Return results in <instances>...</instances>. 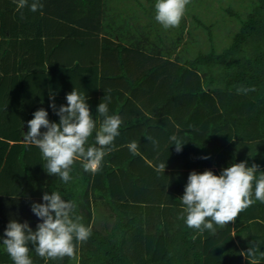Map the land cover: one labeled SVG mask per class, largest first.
Returning a JSON list of instances; mask_svg holds the SVG:
<instances>
[{
	"label": "trees",
	"instance_id": "trees-1",
	"mask_svg": "<svg viewBox=\"0 0 264 264\" xmlns=\"http://www.w3.org/2000/svg\"><path fill=\"white\" fill-rule=\"evenodd\" d=\"M231 1L227 0L224 3L219 1V4L218 2L215 4L211 0H190L179 27L166 30L155 20V2L154 6L152 5L153 9L150 5L144 17L136 16L127 19L126 16L131 14L127 15L121 10L117 0H39L43 5L42 9L32 12L29 7L18 8L13 16L11 13L17 7L18 0H0L1 37L24 39L27 37L26 28H28L33 30V34H37L38 39L45 38L53 43L65 41L78 46L81 52L73 51L69 58L74 60H70V65L75 60L83 62L82 64L90 63L93 56L100 52V54L103 53V59L113 65L111 69L105 66L106 72L117 73L115 79L119 86L114 90L116 101L114 103L106 97L107 99L103 102L108 104L109 115H118L124 119V123L122 122L124 127L121 125L123 134L120 133L115 138L111 146L112 150L104 156L97 173L80 174L81 178L78 182L80 185H78L73 178L76 175L72 172L70 177L73 176L68 182L61 180L60 185L55 188V192H58L64 200L75 203L73 219L80 217V223L91 227L93 214L88 205V194L92 193V187H94L92 191L99 199L111 197L114 200L127 201V199H138L137 192H139L147 197L143 200H150L145 194L148 192L147 185L144 186L143 191L128 189L123 192L117 177H114L116 171L113 165L117 164L119 156L123 157H121L123 165H129L135 158L150 160L154 156L153 151L146 150L144 151L146 157L141 155L137 157V154L133 155L130 152L127 147L129 144L122 143L127 139L135 140V142L143 140V143H147L149 140L146 137H151L148 122L153 120L150 114L142 113L138 121L136 118L134 120L125 118L121 113L128 112L129 105L139 103L144 109L151 106L149 108L151 112L159 115V136L153 137L159 143V158L169 153L193 158L200 153V156L209 158L198 159L194 166L208 167L212 159L209 155L221 147L220 140L225 137L220 128L224 129L232 122L238 124L241 121L245 123L253 121L254 132L259 136L257 140L264 144V0H250L249 6L252 10L248 13V19L245 22H239L240 28L235 32L232 30L234 27L232 20H228L226 16L236 14L229 12V9L225 7L230 6ZM32 2L33 0H29V4ZM134 4L147 6L149 3L144 0H135ZM23 13H26L24 18ZM17 26L21 27V33L15 34L14 28ZM9 27L13 28L12 32ZM226 41H230L228 46L219 49V45ZM10 43V41H0V60L10 56ZM34 52L41 59L42 45L37 52ZM42 64L43 62L40 61L39 68L35 66L28 70L21 64L20 68L13 69L11 75L0 77V165L6 155H8L10 166L14 167L17 163V153L14 156L11 153L6 154V151L38 149L35 145L25 143L24 126L18 123V115L22 123L26 120L25 110L30 107L28 97L33 96L34 86L46 97L48 91L53 92L50 96L55 97V104L58 101L67 104L66 95L69 93L64 90L61 94H56L53 86L48 87V84L52 85V77L63 78L68 75L70 79L76 80L73 84L80 85L83 82L94 84L98 73L100 74V68L93 67L94 62L91 71L88 67L81 71L82 64L76 63L72 71L70 66L58 64L47 72ZM48 77H50L49 82H42ZM37 82L41 83L37 84ZM31 83L33 84L28 95L27 87ZM251 87H254L255 91H249L246 94L237 91L239 88ZM74 88L77 93L86 96L85 102L90 106V111H94L92 116L96 120L99 115L97 107L105 96L100 94L101 96L97 97V94L86 90L83 92L82 87H78L79 90L73 86L71 90L73 91ZM14 93L15 97L12 96ZM11 96L13 100L16 98L13 104ZM15 102H19L21 106L18 112L11 109L16 107ZM218 106L222 108L221 112ZM247 111L249 114L243 117V112ZM55 117L54 122L57 123L59 117L56 114ZM103 118L101 116V122ZM143 118L146 120V125L141 121ZM48 119L49 121L53 119L50 113H48ZM126 125H131L128 133ZM141 126L145 127L143 132ZM27 129L29 131V128ZM41 131L46 129L42 128ZM231 131L229 126V137ZM244 131L247 132L246 126ZM93 133L95 137L96 128ZM172 135H176L185 143L179 153L175 150L174 142L170 140ZM242 138L248 141L250 138V142L253 143L251 136L243 135ZM9 141H13L14 144L9 146ZM222 145H224L223 142ZM90 146L98 147L95 141L87 142L85 145L86 148ZM140 146L143 147L142 144H138V148ZM259 146V152L256 153L259 160L255 159V152L244 154V160L256 163L259 161L257 165L263 168L264 145ZM226 147L223 146L224 150ZM244 148L248 149L249 146ZM227 153L229 161L235 162V149H228ZM20 162L23 163L21 160ZM7 163L3 165L0 175L9 170H7ZM92 178L93 183L90 188ZM45 181V177L40 173L35 176L30 173L27 179V182H32L34 186L31 189L36 192L49 191L54 184L50 182L46 185ZM143 181H145L144 178ZM78 187L82 190V197H79L76 192ZM261 203L259 204L263 205ZM226 225L228 227L221 231L218 240L214 238L212 241L216 247L227 246L228 254L223 259L224 264H251L243 260L241 251L230 237V224ZM133 227V219L127 223L122 221L117 224L113 230L115 239L112 238L117 244L110 239L102 240V235L91 228L92 234L85 245L88 248L94 245L96 248L94 253L89 252V257L93 260L92 264H215L214 255L203 254L204 248H201L204 244L199 245L200 249H196L191 234L188 236L189 240L184 238L191 232L190 230L181 228L175 235L167 230V235H164L160 224L159 229H156L159 236L156 233V237H145L139 244L153 249L156 254L142 252L141 255L137 248L131 254L130 251L127 252L128 254L122 253V247L128 246L127 242L134 245L135 240L126 239ZM205 231H203L204 234ZM202 236L203 234L199 235L200 238ZM178 241L181 245L178 247L181 248L180 254L173 251ZM208 243L210 238L207 239V245ZM102 244L103 250L106 249L108 252L99 250ZM0 251L2 255H8L6 251L1 249ZM235 252H238L237 258L234 255ZM4 260L7 261V259ZM41 260L42 258L39 257L38 263L42 262ZM217 260L221 261V258Z\"/></svg>",
	"mask_w": 264,
	"mask_h": 264
},
{
	"label": "crops",
	"instance_id": "crops-1",
	"mask_svg": "<svg viewBox=\"0 0 264 264\" xmlns=\"http://www.w3.org/2000/svg\"><path fill=\"white\" fill-rule=\"evenodd\" d=\"M18 4L17 7L12 11L11 15L13 16V13L15 14L18 10ZM26 13H23V18L25 17ZM15 34L21 33L20 26H17L14 28ZM1 30V29H0ZM9 30L12 32L13 28L9 27ZM27 37L26 38H13V37H1L0 35V41H10L9 45V51L10 56H8L5 59L0 60V77L9 76L12 74L13 69L20 68L19 66L23 64L25 69H29L32 67L39 68V62L42 61L44 66L46 68V71L49 72L52 68H55V66H58V64H62V66L67 65L70 66L71 71L73 70L74 66L77 64H82L83 62L73 61V64L70 65V60H74L73 58H69L72 56L73 51L77 50L79 53L81 52L80 48L76 46L73 43H67L65 41L59 42L56 41L53 43V41L47 40L45 38L38 39L37 34H33L32 31L28 28H26ZM20 36V35H19ZM42 45L43 47V57L41 59L37 57L34 53V51L37 52V49L40 48ZM13 48V49H12ZM96 54V53H95ZM103 54V53H102ZM99 53L94 55L92 58V61L90 63H85L81 65V71H84L86 67L90 69L93 67H97L100 70V74L98 73L96 82L93 84H87L86 82L78 84H73L76 80L70 79V77L67 75L63 78H55L52 77V85L48 84V87L53 86L54 90H56V94H61L65 90L66 93H71V87H82L83 92L86 90L88 92H93L97 94L96 96L99 97L101 95H104L109 100L113 101L115 103L116 98L114 95V90L118 88L119 83L116 81L115 76L117 75L116 72L108 71L106 72V67L113 68V65L108 61L103 59V55ZM47 57L50 59H47ZM101 62V66H100ZM53 64V65H52ZM41 66V67H42ZM22 67V66H21ZM12 69V70H11ZM109 69V70H110ZM102 70V74H101ZM114 70V69H113ZM117 70V69H116ZM10 72V73H9ZM8 74V75H7ZM73 75V74H71ZM50 77L46 78L45 80H42V82H49ZM32 82V81H31ZM41 82H37V84H40ZM33 83H31L27 87V94L29 95L30 88H32ZM107 86V89H106ZM79 89V88H78ZM96 89V91L94 90ZM80 90V89H79ZM41 90H38L36 86H34V90L32 91L33 96H29L30 98V107H28L26 112V120L29 121L33 119V113L37 111L40 108L45 109L48 113L51 114L50 122H54L56 117L53 109L49 106L52 102L50 100V95L53 92L48 91L47 97L44 96L41 92ZM110 94L107 96V94ZM31 94V92H30ZM101 94V95H100ZM9 96V95H8ZM15 97L14 95H12ZM11 96V97H12ZM18 96V94H17ZM53 96V95H52ZM12 97V104L16 100V98L13 100ZM25 97V99H28ZM11 104V105H12ZM32 104V106H31ZM16 107L10 106V108L17 112L21 110V106L19 102H15ZM60 105H67L62 104L61 101H58L56 103L57 108H59ZM6 107V106H5ZM90 107V106H89ZM220 109V106H218ZM151 108V106L149 107ZM143 108V106L139 103H136L135 105H129L127 108L128 112H122L121 114L123 117L134 120L136 118V121L140 119V116L142 113H149L151 120L153 122H148L149 128H150V136L153 139L154 136H159V115L154 114L151 112V109ZM148 110V111H147ZM222 111V108L220 109V112ZM91 115H93L94 111H90ZM243 117H246L249 113L248 111L246 113L243 112ZM241 118V117H240ZM23 120V119H22ZM26 120L22 123L21 117L18 115V123L23 124L24 126V132H28V125ZM122 122L124 123V119H122ZM150 120V121H151ZM96 121V131L99 130L100 124H101V116L98 115ZM142 123L146 125V120L143 118L141 120ZM243 122V123H242ZM59 123V119L58 122ZM123 123L121 125L123 126ZM245 124V125H244ZM119 132L123 134V127ZM229 126L232 129L231 135L229 137L228 131ZM246 126L247 132L244 131V127ZM254 126L255 123L252 121L250 123H246L244 121L241 122H232L229 123L226 128H220L221 133L225 134V137H223L220 140V146L218 150L209 156H211L210 164L209 166L201 165L200 167H195L194 165L198 162V159L201 160L203 156H200L198 153L196 157H190L187 158L184 155H172L167 154V156H161L159 158V143H156L155 145L149 140L147 143H143L137 141V144H142L143 147L140 146L138 148L137 157L141 155L142 157H146L144 155V151H153L154 156L152 159L148 160L146 158H141L140 160L135 158L129 165H123L121 163L122 156H119V161L117 164L113 165L115 169L114 177H117V181L119 182V185L121 186L120 189L123 192H126L128 189H134V190H142L145 189V185L148 186V192L145 193L150 200H143V198H147L145 195H141L139 192H137V198L138 199H130L127 201L123 200L120 201L118 199H99L96 197L92 189L94 190V187H92L93 178L90 184L91 192L88 194V205L92 210L93 218L99 214L103 213V210H99V206L106 207L105 210H108V216L109 214H112L115 217L114 222H104L105 230L103 232L98 231L101 235H108V237H114L113 236V230L117 226L118 223H121L122 221L128 222L129 220L133 219L134 227L130 229V232L126 236V239L128 240H135L133 242L134 245H130L129 242H127L128 246L125 245V247H122V253H126L130 251L133 253L134 249H139V253L141 254H156L153 249L147 248V246H140L141 242L144 240L145 237L151 238L159 236V232L156 229H159V224L162 227V234L167 235L168 231L172 233L173 235L176 234V231L180 232L181 228H187L191 232H189L184 238L188 239V236L191 234L193 236V240L195 242L196 249H200L201 247L199 245L204 244V252L203 254H212L215 257V260L213 261L215 264H224L223 259L225 258V255L228 254V249L226 247H216L213 244L214 238L218 240L219 235H221V231L226 229L228 226L224 225L223 227L215 225L214 228L215 231L206 230V233L204 234L203 231L197 230V229H191L188 228L185 219H186V212L184 209L186 208L185 205L182 204V201L180 198L184 194L185 185L187 183V179L189 174L192 171H195L197 173H203L206 170H210L215 175H219L221 171L224 168H227L235 163H240L244 160V154H250L255 152V159L259 160V156L256 155L259 149V145L263 146V143H260V141L257 140L259 137L257 133L254 132ZM126 132L128 133L129 129L131 128V125H126ZM142 132L144 131L145 127H142ZM219 131V132H220ZM246 133V134H245ZM243 135H247L253 137L250 142L248 140H244L246 138H242ZM118 137V136H117ZM138 137V136H137ZM140 137V136H139ZM142 137V135H141ZM256 138V139H255ZM95 137L94 133L89 137L88 142H94ZM135 140H125L122 143L124 144H130ZM222 142L224 145H222ZM259 142V143H258ZM26 143V142H25ZM13 141H9V146L13 145ZM259 144V145H258ZM223 146L226 147V151L224 150ZM245 146H249L248 149H245ZM128 147V146H127ZM235 149L236 151V159L235 162H230L228 159V149ZM21 149V148H20ZM11 153L15 156L17 153V163L14 167L10 166V162L8 161V155L5 156L3 159L2 164L0 165V172L7 162V172L0 175V238L3 237L4 230L6 229L8 223L11 220H15L19 223L28 222L29 226L33 229V231L36 230V226L41 221L38 217H36L33 212L31 211V205L35 203H44L42 200V196L45 192H47L49 195L52 192H55V188L60 185V179L48 175L46 171L44 170L43 166L46 164V161L42 158V153L40 149L36 148H26L23 150H14L11 152H7L6 154ZM130 154V152H127ZM225 153V154H224ZM122 153H120L121 155ZM164 154V153H163ZM225 156H224V155ZM221 155H223L221 157ZM122 157V158H121ZM165 158V159H164ZM263 158L261 157V160ZM23 161L22 162H20ZM123 160V159H122ZM40 161V162H39ZM160 161V162H159ZM259 162V161H258ZM256 162H251L247 160V167H251L252 164H259ZM166 164V168L164 172L160 170L159 165L160 164ZM122 167H121V166ZM264 165V164H263ZM74 173L76 177H73L75 182L80 185L79 180L81 178L80 174L86 172L84 171L82 167V161L80 159H77L71 169L70 173ZM30 173L33 174V176L37 174H42L45 177V184L48 185L50 182H54L53 186L49 189V191L45 192H36L31 189L34 185L32 182H27V179L30 175ZM93 175L91 172H87ZM97 173V172H96ZM260 175H264V166L263 168L259 167V171L255 173V179L253 181V196L252 198L255 200L254 197V189H255V182L257 179H259ZM73 176V175H72ZM71 176V177H72ZM80 176V177H79ZM120 177V179H119ZM135 177V179H134ZM143 178L145 181H143ZM140 179V180H138ZM74 183V182H73ZM96 184V183H95ZM73 188V187H72ZM76 192L79 194V197H82V190L80 187L76 189ZM98 199H96V198ZM125 201V202H124ZM258 203L260 201H255L254 204H252L247 209L241 211L238 214V217L236 220L230 224L231 231H230V237L233 239L235 244L238 246L239 250L241 251V255L243 257V260L249 261L251 264H264V216H258L256 207L258 206ZM95 206L98 210L95 211L92 207ZM116 208V209H113ZM119 214V216H118ZM183 214V215H182ZM105 216V217H106ZM121 216V219H120ZM136 218V219H134ZM144 221H146L149 224V227L147 229H144L142 224H144ZM93 224V220L91 223V228ZM94 230V228H93ZM97 231V230H96ZM219 231V233H217ZM203 234V236L200 238L199 235ZM210 238V243L207 245V239ZM189 240V239H188ZM205 241H206V247H205ZM74 243H76L74 241ZM229 243V242H228ZM227 243V244H228ZM86 243H76V259H71L68 257H64L63 259H54V260H45L42 258V262L38 263L39 256L36 254L34 247L32 245H29V257L32 260V264H92V258H90V253H94L96 250L94 245H90L91 248H87ZM103 244L101 245L99 250H103L104 248ZM199 246V247H198ZM180 242L178 241L176 247H173L174 253H182L181 252ZM248 248L254 249V254L248 255L247 250ZM0 249L4 250V246L2 243V239H0ZM189 248H187L188 250ZM143 252V253H142ZM233 254V252H232ZM234 255L237 258L238 252H235ZM67 258V259H66ZM217 258H221V261L217 260ZM4 259H7L5 261ZM57 263H56V261ZM67 260V261H66ZM0 264H13V261L11 260L9 255H2L0 251Z\"/></svg>",
	"mask_w": 264,
	"mask_h": 264
},
{
	"label": "clouds",
	"instance_id": "clouds-1",
	"mask_svg": "<svg viewBox=\"0 0 264 264\" xmlns=\"http://www.w3.org/2000/svg\"><path fill=\"white\" fill-rule=\"evenodd\" d=\"M190 0H157L155 4V20L164 29L179 27ZM18 7H29L36 12L43 8L39 0H18ZM238 93L255 91L254 87L239 88ZM102 102L97 107V114L104 117L99 130L95 134V144L98 147H85L89 137L96 128V121L90 112L89 105L82 96L74 90L66 95L67 105L57 108L55 97L50 96V107L59 117V123L50 122L48 112L40 108L33 113V119L27 121L29 131L24 135V141L38 147L43 166L48 175L55 176L63 182H68L70 172L77 159L82 161L84 171L95 174L99 171L104 156L112 150L111 146L122 123L118 115H109L108 104ZM46 131H41V129ZM154 145L157 143L151 137H146ZM170 140L175 145L177 153L182 151L183 143L176 135ZM130 152L136 155L138 144L133 141L128 145ZM209 157H202L208 159ZM247 160L224 168L219 175L206 170L203 173L192 171L187 179L184 194L180 198L186 206L185 223L188 228L200 231H215L214 224L223 227L232 223L238 214L250 207L255 201L264 203V175L255 182L254 197L253 181L259 166L252 164L247 167ZM164 172L166 164L159 165ZM44 203H33L31 211L41 221L36 230L28 222L19 223L11 220L4 230L2 243L13 264H32L29 245L34 247L36 254L45 260L76 259V243L86 242L91 234V227L80 223V217L72 218L76 207L73 201L64 200L58 192L42 196ZM183 215V214H182ZM74 241L76 243H74ZM248 255L254 254V249L248 248Z\"/></svg>",
	"mask_w": 264,
	"mask_h": 264
},
{
	"label": "rangeland",
	"instance_id": "rangeland-1",
	"mask_svg": "<svg viewBox=\"0 0 264 264\" xmlns=\"http://www.w3.org/2000/svg\"><path fill=\"white\" fill-rule=\"evenodd\" d=\"M117 1L120 3L121 10L125 11V13L127 15L131 14V16L130 15L126 16L127 19H131V17H136V16L144 17L146 15L145 12L149 11L148 8H150V5L154 6V2L156 3V0H144L145 2H148L149 4L147 6L146 5L145 6H138V5L134 4L135 0H117ZM219 1H222V3H224L227 0H211V2H214L215 4H216V2H218V4H219L220 3ZM250 3H251L250 0H232L230 6H225L226 9H229L228 10L229 12L236 13V14L233 13L234 16L233 15H229V14L226 15L228 20H232V24L234 26L232 28L233 32H235L238 28H240L239 22L242 23V22H245L248 19V13L250 12V10H252V8H250V6H249ZM153 6H152L151 9H153ZM229 43H230V41L223 42V44H220L218 48L222 49L223 47L228 46ZM109 199L112 200L111 197H109ZM261 204H263V205H260L258 203V206L255 208L256 211H257L258 216H264V203H261ZM92 208L95 209V211L98 210L97 208H95V206H93ZM105 209H106V207H104V206L100 207L99 206V210L100 211L103 210V213L99 214V216L97 215L95 217V219L93 218L92 227L94 228V230H97V231L101 230V232H103L105 230V227L103 226L105 221H108V222H111V223L114 222L115 217L112 214H109L108 216H106L108 214V212H107L108 210H105ZM142 226H143L144 229H147L149 227V224L146 221H144V224H142ZM108 235H106V236L102 235V237H101L102 240L103 239H108V240L110 239L113 242L112 238H114V237H108ZM113 243L117 244L115 242H113ZM103 251H107V250L105 249ZM131 253L132 252H130V254ZM138 256H140V255H138ZM138 259H139V257H138ZM56 263H57V261H56Z\"/></svg>",
	"mask_w": 264,
	"mask_h": 264
}]
</instances>
